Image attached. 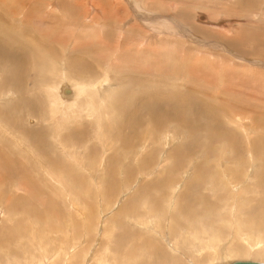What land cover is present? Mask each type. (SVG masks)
I'll return each instance as SVG.
<instances>
[{
	"label": "rangeland",
	"instance_id": "374dc122",
	"mask_svg": "<svg viewBox=\"0 0 264 264\" xmlns=\"http://www.w3.org/2000/svg\"><path fill=\"white\" fill-rule=\"evenodd\" d=\"M237 1L0 0V264L264 263V0Z\"/></svg>",
	"mask_w": 264,
	"mask_h": 264
},
{
	"label": "bare ground",
	"instance_id": "6f19581e",
	"mask_svg": "<svg viewBox=\"0 0 264 264\" xmlns=\"http://www.w3.org/2000/svg\"><path fill=\"white\" fill-rule=\"evenodd\" d=\"M236 1H237V0H236ZM240 1H241V3H238V6L241 5L240 7H241L242 9H253L254 7L257 6V4H258L259 2H261V0H240ZM262 1H263V0H262ZM230 2H231V1H230ZM237 2H238V1H237ZM237 2H236V3H237ZM13 4H14V3H13ZM99 4H101V3H99ZM103 4H104V3H103ZM138 4H139V3H138ZM234 5H235V4H234ZM102 6H106V5H102ZM102 6H100V9L102 8ZM121 6H122V5H121ZM136 6H137V5H136ZM118 7H119V5H118ZM118 7H117V10H118ZM240 7H239V8H240ZM103 8H104V7H103ZM103 8H102V9H103ZM105 8H106V7H105ZM107 8H108L107 12H108V11L111 12V11L109 10V7H108V6H107ZM137 8H138V7H137ZM235 8H236V7H235ZM102 9H101V10H102ZM110 9H111V8H110ZM183 9H186V8L184 7ZM111 10H112V9H111ZM240 10H241V9H240ZM103 11H104V10H103ZM103 11H102V12H103ZM150 11H151V10H150ZM12 12H13V11H12ZM104 12H105V11H104ZM109 12H108V13H109ZM115 12H116V11H115ZM99 13H100V12H99ZM105 13H106V12H105ZM105 13H103V14H105ZM112 13H113L112 15H116V14L118 15V14H119V13H116V14H115L114 11H113ZM13 14H14V12H13ZM103 14H102V16H103ZM106 14H107V13H106ZM107 15H108V14H107ZM107 15H105L104 17H107ZM110 15H111V13H110ZM112 15H111V16H112ZM19 17H20V16H19ZM108 17H109V16H108ZM113 17H114V19H115L116 16H113ZM113 17H111V18H113ZM111 18H109V19H111ZM122 18H123V17H122ZM116 19H118V18H116ZM215 19H216V18H215ZM104 20H105V19H104ZM119 20H120V18H119ZM121 20H122V19H121ZM116 21H117V20H116ZM207 21H208V20H207ZM131 24H132V22L130 23V25H131ZM135 25H136V24H135ZM229 26H230V25H229ZM4 27H6V26H4ZM7 27H8V26H7ZM252 27H253V26H252ZM9 29H11V28H9ZM123 30H124V29H123ZM238 30H239V29H238ZM238 30H237V31H238ZM10 31H11V30H10ZM246 33H249V32L247 31ZM257 33H258V32H257ZM249 34H250V36H251L252 32L249 33ZM249 34H248V35H249ZM253 34H254V33H253ZM4 35H5V34H4ZM256 35H258V34H256ZM122 36H123V34H121V32H120V34L118 35L119 38H118L117 40L119 41L120 38H121ZM126 36H127V35H124V38H123L124 40H127V37H126ZM176 36H177V35H176ZM240 36H241V35H240ZM253 36H255V35H253ZM253 36H252V37H253ZM243 37H244V36H243ZM257 37H258V36H257ZM179 38H180V37H179ZM261 38H262V37H261ZM7 39H9V37H7ZM245 39H246V38H245ZM255 39H256V38H255ZM0 40H1V39H0ZM128 42H129V41H128ZM5 43H6V42H5ZM9 43H10V42H9ZM117 43H118V42H117ZM258 43H260L259 46H264V41L262 42V41L259 40ZM258 43H257V44H258ZM136 45H137V44H135V46H136ZM17 46H18V45H17ZM140 46H141V45H140ZM229 46H230V45H229ZM4 47H5V46H4ZM4 47L2 46L1 48L3 49ZM10 48H11V47H10ZM14 48H15V50H16V46H15ZM14 48H13V49H14ZM115 48H116V47H115ZM136 48H137V47H136ZM5 49H6V48H5ZM17 49H18V48H17ZM41 49H42V48H41ZM10 50H11V49H10ZM15 50H14V52H16ZM8 51H9V50H8ZM11 51H12V50H11ZM18 51H19V50H18ZM20 51H21V50H20ZM4 53H5V55H6V52H4ZM4 53H3V54H4ZM12 53H13V52H12ZM21 53H22V52H21ZM0 54H2V53H0ZM23 54H24V53H23ZM38 54H39V53H38ZM43 54H44V53H43ZM14 55H15V54H14ZM16 55H17V54H16ZM6 56H8V55H6ZM9 56H10V55H9ZM24 56H25V55H24ZM36 56H37V54H36ZM36 56H35V57H36ZM39 56H40V55H39ZM13 57H14V56H13ZM22 57H23V56H22ZM35 57H34V59H35ZM3 59H5V58H3ZM7 59H8V58H7ZM22 59H24V58H22ZM22 59L19 58L20 61H22ZM27 59H28V56H27ZM5 60H6V59H5ZM11 60L13 61V59H11ZM29 60H30V59H29ZM37 60H38V59H37ZM14 61H15V60H14ZM32 61H34V60H32ZM0 62H1V61H0ZM5 62H7V61H5ZM5 62H4V63H5ZM9 62H10V61H9ZM15 62H16V61H15ZM15 62H14V63H15ZM17 63H18V62H17ZM17 63H16V64H17ZM33 63H34V62H33ZM38 63H39V62H38ZM21 64H22V63H21ZM27 64H28V63H27ZM27 64H26V65H27ZM3 65H4V64H3ZM19 65H20V64H19ZM19 65H18L17 68H19ZM33 65H34V64H33ZM36 65H37V63H36ZM36 65H35V67H37ZM5 66H6V63H5ZM14 66H15V65H14ZM21 66H23V65H21ZM40 66H41V65H40ZM10 68H11V67H10ZM14 68H15V67H14ZM20 68H24V66H23V67H20ZM1 69H2V62L0 63V71H1ZM3 69H4V68H3ZM33 69H34V67H33ZM39 69H40V68H39ZM15 70H16V69H15ZM22 70H23V69H22ZM146 70H147V69H146ZM146 70H145V71H146ZM41 71H42V70H41ZM62 71H63V70H62ZM24 72H25V71H24ZM63 72H64V71H63ZM59 73H60V72H59ZM61 73H62V72H61ZM139 73H140V72H139ZM8 74H9V73H8ZM0 75H1V74H0ZM65 75H66V74H65ZM66 77H67V76H66ZM11 78H12V77H11ZM60 78H61V76H60ZM64 78H65V77H64ZM99 78H100V77H99ZM10 80H11V79H10ZM62 80H63V79H62ZM83 81H84V80H83ZM105 81H106V80H105ZM105 81H104V79H99V80L94 81V83L97 84V85L99 86V88L104 89V88H105L104 86L107 84V83H106L107 81H106V82H105ZM62 82H63V83H62ZM62 82H61V79H60V81H59L56 85H54L55 87H52V88H54V89H53V90H54V94H55V97H57V98H55V101H56L55 103L61 101L59 104H64V105H65L66 103H70V102H72V101H74V100L76 99V95H78L77 92L79 93V91H78L79 89H80L81 91H85V92H86L85 89H89V90H90V87H95L94 84H92V82H88V84H87V83L84 81L85 83L82 82V84L84 85V87H83V85L80 83V85L78 84V85H79V86H78L79 89H78V88L76 89V85L74 84V82H73L71 79H70V80L67 79L66 81H62ZM80 82H81V81H80ZM132 82H133V81H132ZM76 83H77V82H76ZM128 83H129V85H130V82H128ZM3 84H4V83H3ZM125 84H126V83H125ZM92 85H93V86H92ZM129 85H128V86H129ZM48 86H49V85H48ZM113 86H114V85H113ZM115 86H116V85H115ZM0 87H2V86H1V82H0ZM66 87H68V91H69V93H66V92H65ZM96 87H97V86H96ZM117 87H118V86H117ZM119 87H120V86H119ZM82 88H83V90H82ZM84 88H85V89H84ZM111 88H112V87H111ZM111 88H109L110 91H112V89L114 90V88H112V89H111ZM9 89H10V88H9ZM107 89H108V88H107ZM115 89H116V88H115ZM17 90H18V89H17ZM118 90H120V89L118 88ZM118 90H117V91H118ZM143 90H145V89H143ZM143 90H142V91H143ZM146 90L148 91V89H146ZM8 91H9V90H8ZM19 91H20V90H19ZM19 91H17V92L19 93ZM81 91H80V93H81ZM110 91L107 92V96H108L109 102L112 101V102H114V104H115L114 99H115V96H117V93H118L119 91H118V92H116V91H112V92H110ZM140 91H141V90H140ZM1 92H2V91H1ZM1 92H0V93H1ZM3 92H4V91H3ZM5 92H6V90H5ZM17 92H16V93H17ZM128 92H129V91H128ZM144 92H146V91H144ZM10 93H11V92H10ZM88 93H89V91L86 92V96H88ZM125 93H126V92H125ZM130 93H131L132 95L134 94L133 91L130 92ZM148 93H149V92H148ZM152 93H153V92H152ZM6 94H9V93H6ZM251 94H252V93H251ZM9 95H10V94H9ZM12 95H13V94H12ZM23 95H24V94H23ZM83 95H85V93H84ZM119 95H120V94H119ZM128 95H129V94H128ZM150 95H151V94H150ZM155 95H156V94H155ZM134 96H135V95H134ZM153 96H154V95H153ZM120 97H121V96H120ZM139 97H140V96H139ZM139 97H138V98H139ZM6 98H7V96H5V99H6ZM142 98H143V97H142ZM156 98H157V97H156ZM158 98H159V97H158ZM172 98L174 99L173 96H172ZM172 98H170V100H171ZM1 99H2V97H1ZM26 99H27V98H26ZM110 99H113V100L110 101ZM127 99H128V98H127ZM143 99H145V98H143ZM175 99H177V98H175ZM7 100H8V98H7ZM19 100H20V99H19ZM135 100H136V99H135ZM151 100H152V98H151ZM151 100H150V101H151ZM170 100H169V101H170ZM14 101H15V100H14ZM129 101H130V100H129ZM157 101H159V99H158ZM161 101H162V100H161ZM172 101H173V100H172ZM174 101H175V100H174ZM179 101H181V100H179ZM15 102L17 103V101H15ZM127 102H128V100H127ZM142 102H143V100H142ZM155 102H156V100H155ZM155 102H154V103H155ZM165 102H166V101H165ZM175 102H176V101H175ZM16 103H15V104H16ZM22 103H23V102H22ZM131 103H133V102L131 101ZM131 103H130V104H131ZM135 103H136V102H135ZM149 103H150V102H149ZM157 103H158V105H159V103H160V105H162V102H157ZM172 103H173V102H172ZM15 104H14V106H15ZM17 104H18V103H17ZM17 104H16V105H17ZM53 104H54V103H53ZM128 104H129V103H128ZM163 104H164V103H163ZM166 104H167V103H166ZM166 104H164V105H166ZM168 104H169V103H168ZM176 104L179 106V102H176ZM18 105H20V104H18ZM24 105H25V103H24ZM109 105H110V103H109ZM125 105H126V104H125ZM153 105H154V104H153ZM158 105L156 104V106H158ZM1 106H2V105H1ZM12 106H13V105H12ZM12 106H11V107H12ZM127 106H128V105H127ZM129 106H130V105H129ZM131 106H132V105H131ZM146 106H147V105H146ZM168 106H169V105H168ZM168 106H166L167 109H168ZM180 106H181V105H180ZM180 106H179V107H180ZM9 107H10V105H9ZM9 107H8V108H9ZM63 107H64V106H63ZM162 107H163V106H162ZM162 107H161V108H162ZM3 108H4V107H3ZM16 108H17V107H16ZM20 108H21V107H20ZM57 108H58V107H57ZM139 108H140V106H139ZM147 108H148V106H147ZM147 108H146V109H147ZM154 108H155V105H154V107L152 108V106H151V104H150L151 112H152V109H154ZM163 108H164V107H163ZM169 108H171V110L169 111V112L171 113V112H172V108H173V106H169ZM180 108H181V107H180ZM11 109H12V108H11ZM164 109H165V108H164ZM178 109H179V108H178ZM182 109H183V108H182ZM3 110H5V109H3ZM6 110H7V107H6ZM12 110H13V109H12ZM14 110H15V109H14ZM14 110H13V111H14ZM117 110L119 111L120 108L117 109ZM117 110H116V111H117ZM131 110H133V109H131ZM144 110H145V104H144ZM156 110H157V108H156ZM173 110H175V108H173ZM54 111H55V110H54ZM133 111H134V110H133ZM133 111H132V112H133ZM153 111H154V113H155V109H154ZM179 111L182 113L183 110L180 109ZM179 111H177V114L181 115V113H178ZM122 112H124V111H122ZM122 112H121V113H122ZM132 112L129 111L128 113H132ZM137 112H138V111H137ZM146 112H147V110H146ZM149 112H150V110H149ZM151 112H150V113H151ZM157 112H159V110H157ZM164 112H165V110H164ZM0 113H1V114H0V124H1V125L12 124V123H13V120H11V119H8V120L4 119V117H3V116H4L3 111L0 112ZM5 113H6V112H5ZM118 113H120V112H118ZM125 113H127V111H126ZM143 113H144V112H143ZM224 113H225V112H224ZM8 114H10V113H8ZM141 114H142V113H141ZM151 114H152V113H151ZM172 114H173V113H172ZM172 114H171V115H172ZM6 115H7V114H6ZM11 115H12V114H11ZM125 115L127 116V114H125ZM129 115H131V114H129ZM166 115H167V114H166ZM171 115H170V116H171ZM174 115H176V111H175ZM122 116L124 117V113L122 114ZM133 116H134V115H133ZM141 116H142V115H141ZM163 116H164V115H163ZM9 117H10V116H9ZM11 117H13V116H11ZM142 117H144V115H143ZM158 117H159V116H158ZM158 117L154 114V117L152 118V122H153V124H154V123H156V124H160V123L162 122V121H160V119H159ZM172 117H173V116H172ZM174 117H176V116H174ZM182 117H184V116H181V118H180V116H179V117H176V118H178V119H179V118L182 119ZM60 118H61V117H60ZM62 118H63V117H62ZM131 118H132V116H131ZM136 118H137V116H136ZM176 118H175V119H176ZM142 119H143V118H142ZM142 119H140V120H142ZM165 119H166V117H165ZM178 119H177V120H178ZM184 119L187 120L186 118H184ZM237 119H238V118H237ZM14 120H15V119H14ZM124 120H125V118H124ZM162 120H164V117H163ZM142 121H143V120H142ZM181 121H183V119H182ZM3 122H4L5 124H3ZM121 122H122V121H121ZM124 122H125V121H124ZM185 122H186V121H185ZM185 122H184V123H185ZM150 123H151V122H150ZM186 123H187V122H186ZM188 123H189V122H188ZM188 123H187V124H188ZM15 124H16V123H15ZM122 124H124V123H122ZM138 124H139V123H138V121H137L136 119H133L132 121H131V120H130V121L126 120V122H125V125L127 126V128L130 130V132H131L132 134H133V131L135 130V128L138 126ZM118 125H119V124H118ZM190 125H191V123H190ZM122 127H123V126H122ZM124 127H125V126H124ZM124 127H123V128H124ZM138 127H139V126H138ZM159 127H160V126H159ZM12 128H13V127H12ZM139 128H140V127H139ZM141 128H142V126H141ZM157 128H158V125H157ZM138 130H139V129H138ZM144 130H145V129H144ZM139 131H140V130H139ZM31 132H32V131H31ZM33 132H34V131H33ZM33 132H32V133H33ZM136 132H137V129H136ZM136 132H134V133H136ZM159 133H160V132H159ZM57 134H58V133H57ZM128 134H129V133H128ZM138 134H139V132H138ZM142 135H144V134H142ZM142 135L139 134V136H141V138L145 139V138H146V137H145L146 135L143 136V137H142ZM148 135H149V134H148ZM123 136H124V135H123ZM127 136H128V135H127ZM133 136H135V135L133 134ZM133 136H132V137H133ZM135 137H136V136H135ZM144 137H145V138H144ZM162 137H163V135H162ZM162 137H161V138H162ZM166 137H167V136H166ZM166 137H165V138H166ZM60 138H61V137H60ZM124 138H125V140H127V139H126L127 137H124ZM133 138H134V137H133ZM136 138H137V137H136ZM153 138H154V137H153ZM163 138H164V137H163ZM192 138H193V137H192ZM39 139H40V138H39ZM121 139H122V137H121ZM128 139H129V137H128ZM130 139H131V138H130ZM130 139H129V140H130ZM143 139H142V140H143ZM146 139H147V138H146ZM146 139H145V140H146ZM148 139H149V138H148ZM131 140H132V139H131ZM134 140H137V139H134ZM18 141H19V140H18ZM23 141H25V140H23ZM121 141H122V140H121ZM146 141H147V140H146ZM21 142H22V141H21ZM21 142H20V144H22ZM125 142H127V141H125ZM133 142H135V141H133ZM136 142H137V141H136ZM144 142H145V141H144ZM199 142H200V141H199ZM32 143H33V142H32ZM122 143H124V141H123ZM129 143H130V142H129ZM18 144H19V143H18ZM18 144H17V145H18ZM25 144L27 145V143H25ZM28 144H29V143H28ZM33 144H34V143H33ZM33 144H32V146H33ZM39 144H40V143H39ZM57 144H58V143H57ZM148 144H149V143H148ZM165 144H166V143H165ZM3 145H4V144H3ZM30 145H31V144H30ZM36 145H37V143H36ZM61 145H62V144H61ZM125 145H127V144L125 143ZM125 145H124V146H125ZM128 145H129V144H128ZM67 146H68V145H67ZM133 146H134V145H133ZM144 146H145V145H144ZM166 146H167V145H166ZM35 147H36V146H35ZM54 147H55V146H54ZM58 147H59V146H58ZM76 147H77V146H76ZM134 147H135V146H134ZM63 148H64V147H63ZM130 148H131V147H130V145H129L128 150H129ZM132 148H133V147H132ZM136 148H138V147H136ZM145 148H146V147H145ZM53 149H54V148H53ZM68 149H69V148H68ZM11 150H12V149H11ZM34 150H35V149H34ZM58 150H59V148H58ZM142 150H143V149H142ZM174 150H175V149H174ZM4 151H5V150H4ZM21 151H22V150H21ZM25 151H27V150H25ZM36 151H37V150H36ZM63 151H64V150H63ZM131 151H133V150L130 149V154H131ZM136 151H138V150H136ZM12 152H13V151H12ZM58 152H59V151H58ZM138 152H139V151H138ZM141 152H142V151H141ZM141 152H140V153H141ZM20 153H21V152H20ZM135 153H136V152H135ZM127 154H128V153H127ZM127 154H126V155H127ZM137 154H138V153H137ZM20 155H21V154H20ZM59 155H60V154H59ZM126 155H125V158H126ZM138 155H139V154H138ZM138 155H137V156H138ZM45 156H46V155H45ZM133 156H134V153H133ZM48 157H49V156H48ZM48 157H47V158H48ZM173 157H174V156H173ZM49 158H50V157H49ZM80 159H81V158H80ZM119 159H120V158H119ZM2 160H7V159H6V156H4V154H3V149L0 148V162H1ZM21 160H22V159H21ZM36 160H37V159H36ZM65 161H66V160H65ZM6 166H7V165H6ZM51 166H52V163H51ZM31 167H32V165H31ZM79 167H81V166H79ZM83 167H84V166H83ZM52 168H53V167H52ZM81 169H82V168H81ZM0 170H1V169H0ZM125 170H126V168H125ZM130 170H131V169H130ZM44 171H45V170H44ZM127 171H128V170H127ZM7 172L12 173V174H13V173H19L18 171L15 170V168H14V169H8ZM44 174H45V173H44ZM48 174H49V173H48ZM52 174H53V173H52ZM97 174H98V173H97ZM22 175H23V174H22ZM13 176H14V175H13ZM55 178H56V177H55ZM198 181H199V180H198ZM61 185H62V184H61ZM61 185H60V186H61ZM64 186H66V185H64ZM94 188H95V187H94ZM95 190H96V189H95ZM166 195H167V194H166ZM185 195H186V194H185ZM186 196H187V195H186ZM188 196H189V195H188ZM188 196H187V197H188ZM117 197H118V196H117ZM170 198H171V197H170ZM172 198H173V197H172ZM183 198H185L184 195H183ZM185 200H186V199H185ZM166 201H167V202H166L167 205H169V203L171 202V199H170V200L168 199V200H166ZM156 202H157V200H156ZM173 202H174V201H173ZM173 202H172V203H173ZM183 202H184V201H183ZM144 204H145V206H148V207H146V209H147V208L149 209L150 207H153V204H151V203H147L146 201H145ZM123 205H124V204H123ZM172 205H173V204H172ZM179 205H180V202H179ZM124 206H126V205H124ZM141 207H142V206H141ZM168 207H169V206H168ZM171 208H172V207H171ZM180 208H181V210H187V211L190 209V208H182V207H180ZM150 210H151V209H150ZM156 210H157V209H156ZM119 211H120V210H119ZM147 211H148V210H147ZM117 212H118V211H117ZM117 212H116V214H117ZM123 212L126 213L125 211H123ZM153 212H154V211H153ZM145 213H146V212H145ZM149 213H150V211H149ZM118 214H120V213H118ZM118 214H117V216H118ZM130 214H131V213H130ZM154 214H155V213H154ZM123 215H124V214H123ZM126 215H129V214L126 213ZM150 215H151V213L149 214V216H150ZM152 215H153V214H152ZM152 215H151V216H152ZM140 216H141V215H140ZM153 216H154V215H153ZM122 217L126 218L125 216H122ZM122 217H121V219H122ZM144 217L146 218V216H144ZM147 217H148V215H147ZM118 218H120V216H118ZM137 218H138V217H137ZM137 218L133 219V221H137ZM141 218L143 219L142 216H141ZM138 219H139V218H138ZM148 219H150V218H148ZM123 220H124V219H123ZM131 220H132V219H131ZM124 221H125V220H124ZM124 221H122V222L120 223V226H121L122 228H123L124 226H126V225L124 224V223H125ZM129 221H130V220H129ZM149 221H150V220H149ZM123 222H124V223H123ZM136 223H138V222H136ZM139 224H140V223H139ZM133 225H134V224H133ZM135 225H136V224H135ZM151 225H152V224H151ZM151 225H150V226H151ZM143 227H144V226H143ZM151 227H152V226H151ZM166 227H167V226H166ZM148 228H150V227L148 226ZM153 229H154V227H153ZM167 229H168V228H167ZM123 230H124V229H123ZM156 230H157V229H156ZM125 231H126V232H125ZM127 231H128V229L126 230V228H125V230L122 231V232L120 233V235L117 236L116 238H121L122 236H124L125 233L127 234ZM230 231H231V230H230ZM123 232H125V233H123ZM161 232H162V231H161ZM55 233H56V231H55ZM128 233H129V231H128ZM126 234H125V235H126ZM128 235H130V234H128ZM207 235H208V239H210V238L212 237V236L209 235V234H207ZM259 235H260V234H259ZM244 236H245V235H244ZM196 237H197V236H196ZM56 238H57V237H56ZM177 238H178V237H177ZM201 238H202V237H201ZM175 239H176V238H175ZM197 239H199V238H197ZM203 239H204V237H203ZM147 240H148V239H147ZM176 240H177V239H176ZM241 240H242V239H241ZM144 241H145V240H144ZM180 241H181V240H180ZM244 241H245V240H244ZM136 242H138V241H136ZM146 242H147V241H146ZM133 243H134V242H133ZM133 243H132L131 245H133ZM174 243H175V242H174ZM128 244H129V243H128ZM134 244H135V243H134ZM148 244H149V243H148ZM138 245H139V244H138ZM156 245H157V244H156ZM134 246H137V245H134ZM118 247H120V246H118ZM138 247H139V246H138ZM152 247H153V246H152ZM173 247H174V246H173ZM195 247H196V246H195ZM209 247H211V246H209ZM131 248H132V249H127V250H129V251L126 252L127 254H126V253L124 254L125 256H131V255H132V253H131L132 251H131V250H133V249L135 250V248L132 247V246H131ZM139 248H140V247H139ZM137 249H138V248H137ZM152 249L154 250V248H152ZM158 250H159V247H156V250H154V251L157 252ZM160 250H161V249H160ZM160 250H159V251H160ZM188 250H189V249H188ZM195 251H196V249H195ZM142 252H143V251H142ZM197 252H198V251H197ZM118 253H119V252H118ZM151 253H152V252H151ZM159 253H160V254H163L162 252H159ZM64 254H65V253H64ZM160 254H159V255H160ZM261 254H262V256H264L263 253H261ZM45 255H46V254H45ZM138 255H139V254H138ZM196 255H197V254H196ZM258 255H260V254H258ZM157 256H158V255H157ZM157 256H156V257H157ZM163 256H164V254H163ZM123 258H124V257H123ZM128 258H130V257H128ZM158 258H159V256H158ZM156 259H157V258H156ZM171 259H172L171 257L168 258V257L164 256V260H168V261H170ZM176 259H177V258H176ZM164 260H163V261H164ZM172 260H173V259H172ZM126 261H128V260H126ZM130 261H131V260H130ZM158 261H161V260L159 259ZM158 261H157V262H158ZM170 262L172 263V261H170ZM174 264H180V263L176 260V261H174ZM228 264H229V263H228Z\"/></svg>",
	"mask_w": 264,
	"mask_h": 264
},
{
	"label": "water",
	"instance_id": "95a60500",
	"mask_svg": "<svg viewBox=\"0 0 264 264\" xmlns=\"http://www.w3.org/2000/svg\"><path fill=\"white\" fill-rule=\"evenodd\" d=\"M198 19H205V16L204 15H198ZM66 93H69L68 91V87H66V90H65ZM229 264H264V263H259V262H254V261H233Z\"/></svg>",
	"mask_w": 264,
	"mask_h": 264
}]
</instances>
